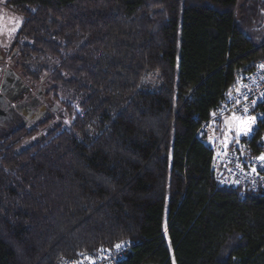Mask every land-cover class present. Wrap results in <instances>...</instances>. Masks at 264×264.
Here are the masks:
<instances>
[{"label": "trees", "instance_id": "trees-1", "mask_svg": "<svg viewBox=\"0 0 264 264\" xmlns=\"http://www.w3.org/2000/svg\"><path fill=\"white\" fill-rule=\"evenodd\" d=\"M6 4L22 17L6 97L51 105L0 126V264L125 243L118 264H264V194L219 185L196 138L264 61V0ZM262 111L251 156L264 154Z\"/></svg>", "mask_w": 264, "mask_h": 264}, {"label": "built area", "instance_id": "built-area-1", "mask_svg": "<svg viewBox=\"0 0 264 264\" xmlns=\"http://www.w3.org/2000/svg\"><path fill=\"white\" fill-rule=\"evenodd\" d=\"M261 65H264V61L256 62L249 72L238 79L225 94L221 105L210 111L211 119L201 125L199 130L205 128L208 133L197 136L211 149V171L216 182L221 186L240 189L249 182L251 186L248 189L253 194L264 193V161L250 158L243 140L251 133L253 124L263 118L264 68ZM234 116L237 119H233ZM214 117L218 119L217 123L212 121ZM245 121L251 122L247 134L242 130ZM211 126H217V131H212ZM132 247L133 243L122 244L112 254L94 250L77 259L63 260L62 264H116Z\"/></svg>", "mask_w": 264, "mask_h": 264}, {"label": "rangeland", "instance_id": "rangeland-1", "mask_svg": "<svg viewBox=\"0 0 264 264\" xmlns=\"http://www.w3.org/2000/svg\"><path fill=\"white\" fill-rule=\"evenodd\" d=\"M6 2L7 0H0V88L2 86L1 82L4 79L3 76H5L4 72L8 69H10L12 74H15L16 77L19 76L18 70L13 66V62H11L9 58V53L20 29L22 17L11 10ZM7 78L14 79L11 74H9ZM42 95L43 93L40 91V96ZM8 99L10 98L8 97ZM42 101L49 106L51 105L50 101L43 100V98ZM3 102H5V100H3ZM5 124L6 127H11V124L8 122Z\"/></svg>", "mask_w": 264, "mask_h": 264}, {"label": "flooded vegetation", "instance_id": "flooded-vegetation-1", "mask_svg": "<svg viewBox=\"0 0 264 264\" xmlns=\"http://www.w3.org/2000/svg\"><path fill=\"white\" fill-rule=\"evenodd\" d=\"M11 75L13 76V78H15V80L7 78V81L4 84L3 97L5 102H2L0 104V108L4 111L5 115H0V126L4 125L6 122L13 120L15 114L17 113L23 117L22 118L23 124H29V125L34 124L43 115L46 114L47 106L44 102H41V99L39 97H31L27 100H20L19 102L8 99L7 98L8 96L6 97V93L8 92L9 89H14L15 85L17 84L16 75L12 73ZM2 83L3 81L1 82V85ZM0 92H1V88H0ZM38 94L40 96V91Z\"/></svg>", "mask_w": 264, "mask_h": 264}, {"label": "bare ground", "instance_id": "bare-ground-1", "mask_svg": "<svg viewBox=\"0 0 264 264\" xmlns=\"http://www.w3.org/2000/svg\"><path fill=\"white\" fill-rule=\"evenodd\" d=\"M240 78V77H239ZM238 81V80H237ZM236 81V82H237ZM209 117H210V114H209ZM211 118H208L205 122H207V121H209ZM212 121L213 122H216L217 123V121H218V119L217 118H212ZM205 122H203V123H205ZM203 123H202V126H203ZM201 127V126H200ZM200 129V128H199ZM198 129V131L196 132V138L198 139V140H200L197 136H199V135H201V134H207L208 133V131L204 128L203 130H199ZM212 131H217V126H211V128H210ZM201 141V140H200ZM201 142H203L209 149H210V147H209V145L206 143V142H204V141H201ZM211 150V149H210ZM248 155H249V157L250 158H256V160H258V157H260L262 154H260V155H258V156H251V154L248 152ZM262 182H264V173H263V178H262ZM251 186V184L249 183V182H247L246 184H245V188H242L243 190H247L248 192H251V190L250 189H248L249 187ZM262 194H264V193H262ZM116 249L117 248H114L111 252H108L109 254H112V253H114L115 251H116ZM126 255V254H125ZM125 255H124V257H125ZM123 257V258H124ZM122 258V259H123ZM121 259V260H122ZM121 260H119L116 264H118ZM60 264H62V263H60Z\"/></svg>", "mask_w": 264, "mask_h": 264}, {"label": "snow or ice", "instance_id": "snow-or-ice-1", "mask_svg": "<svg viewBox=\"0 0 264 264\" xmlns=\"http://www.w3.org/2000/svg\"><path fill=\"white\" fill-rule=\"evenodd\" d=\"M260 67H261V68H264V65H261ZM244 111L247 112V109H244ZM233 119H237V117L234 116ZM253 120H254V118H253ZM250 129H251V122H250V121H245V122H244V128L242 129L243 132H244L245 134H247V132H248ZM258 159L261 160V161H264V154H262L260 157H258ZM253 171H255V169H253ZM116 247H117V248H120L121 245H120V244H117Z\"/></svg>", "mask_w": 264, "mask_h": 264}, {"label": "water", "instance_id": "water-1", "mask_svg": "<svg viewBox=\"0 0 264 264\" xmlns=\"http://www.w3.org/2000/svg\"><path fill=\"white\" fill-rule=\"evenodd\" d=\"M15 55V53L13 52L12 54V57ZM12 71L10 69H8L6 72H5V76H4V80H3V83H2V86H1V94H0V104L3 102L4 98H3V89H4V84L5 82L7 81V76L9 74H11ZM15 80V78H14ZM0 115H5L4 111L0 108Z\"/></svg>", "mask_w": 264, "mask_h": 264}, {"label": "crops", "instance_id": "crops-1", "mask_svg": "<svg viewBox=\"0 0 264 264\" xmlns=\"http://www.w3.org/2000/svg\"><path fill=\"white\" fill-rule=\"evenodd\" d=\"M1 60V59H0Z\"/></svg>", "mask_w": 264, "mask_h": 264}]
</instances>
